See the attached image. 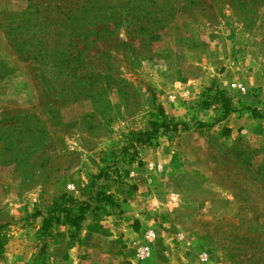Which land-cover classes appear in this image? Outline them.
<instances>
[{
	"label": "rangeland",
	"instance_id": "obj_1",
	"mask_svg": "<svg viewBox=\"0 0 264 264\" xmlns=\"http://www.w3.org/2000/svg\"><path fill=\"white\" fill-rule=\"evenodd\" d=\"M66 12L93 22L43 55ZM159 106L180 130L142 145ZM99 190L81 232L33 218ZM1 224L0 264H264V0H0Z\"/></svg>",
	"mask_w": 264,
	"mask_h": 264
},
{
	"label": "trees",
	"instance_id": "obj_2",
	"mask_svg": "<svg viewBox=\"0 0 264 264\" xmlns=\"http://www.w3.org/2000/svg\"><path fill=\"white\" fill-rule=\"evenodd\" d=\"M93 3V2H92ZM61 5H59L60 8ZM63 8V7H62ZM87 9L86 11H88ZM85 11V12H86ZM84 12V13H85ZM73 13L69 14L68 12L62 13L59 15H44L41 16L37 20L40 21V25L43 26V29H38L33 32V36H35L40 45H43V55L51 56L52 58L59 55L60 48L57 45V39L59 37H69L72 39L76 34H78L77 29L80 28V25L92 24L93 21H87L86 17L83 14ZM64 16L62 18L61 16ZM102 29V28H101ZM99 29L98 32L101 30ZM42 33L43 35L37 36V34ZM52 40L55 41L56 44H53ZM35 50H33L34 52ZM42 49L37 52H43ZM81 51H78L80 54ZM43 55H39L40 57H44ZM41 57V58H42ZM34 58H37L34 56ZM209 95L206 97L203 105L205 107L211 105V102H215L221 104L222 107V119L230 116L235 113L238 109L235 107L234 101L232 98L228 97L224 90L220 88H210ZM248 110L253 112L255 117H262L263 113L257 108L248 107ZM158 112L161 115V119L158 121H152V128L145 130L138 136V142L142 145H152L154 139H156L161 129H163L166 133L171 131L180 130L179 123H172L168 120L167 115L165 114V110L163 107L158 108ZM187 126L184 124L183 129ZM125 156H128L130 152L129 147H124ZM138 148L136 149L133 155H130L129 162H135L136 155L138 154ZM103 205L120 207V202L115 199L114 195L108 193L106 191H97L94 200H81L73 195L64 194L62 196V202L56 203L54 207H51L47 210V212L38 211L34 214L33 218L41 217L43 220L42 229L44 232L50 231L54 226L60 224H66L70 227L71 232H81L84 228L89 217L95 213L98 209H101ZM6 225L1 224L0 230L3 229ZM2 234L0 232V248L2 247Z\"/></svg>",
	"mask_w": 264,
	"mask_h": 264
},
{
	"label": "built area",
	"instance_id": "obj_3",
	"mask_svg": "<svg viewBox=\"0 0 264 264\" xmlns=\"http://www.w3.org/2000/svg\"><path fill=\"white\" fill-rule=\"evenodd\" d=\"M143 236L147 240V242H148L147 244L148 245L145 244V246H142L140 248L139 254L141 256H145V255L148 254V251L150 250L149 243H152V242H154V241L159 239L158 232L156 230H154V229L145 230L143 232ZM201 258H202V260L204 262H208L210 260V254L208 252H205V253L202 254Z\"/></svg>",
	"mask_w": 264,
	"mask_h": 264
}]
</instances>
